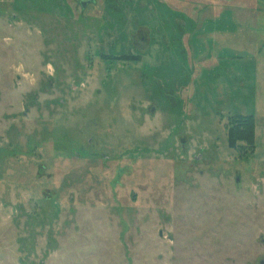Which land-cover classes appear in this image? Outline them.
Masks as SVG:
<instances>
[{
    "label": "rangeland",
    "instance_id": "obj_1",
    "mask_svg": "<svg viewBox=\"0 0 264 264\" xmlns=\"http://www.w3.org/2000/svg\"><path fill=\"white\" fill-rule=\"evenodd\" d=\"M166 1L0 0V264H264V0Z\"/></svg>",
    "mask_w": 264,
    "mask_h": 264
},
{
    "label": "trees",
    "instance_id": "obj_2",
    "mask_svg": "<svg viewBox=\"0 0 264 264\" xmlns=\"http://www.w3.org/2000/svg\"><path fill=\"white\" fill-rule=\"evenodd\" d=\"M134 60V59H130ZM231 129L228 134V144L234 148L237 142H246L253 145L254 140V119L252 116L238 117L231 122Z\"/></svg>",
    "mask_w": 264,
    "mask_h": 264
},
{
    "label": "flooded vegetation",
    "instance_id": "obj_3",
    "mask_svg": "<svg viewBox=\"0 0 264 264\" xmlns=\"http://www.w3.org/2000/svg\"><path fill=\"white\" fill-rule=\"evenodd\" d=\"M175 1H177L178 3H180V5H179V7H177L178 9H184V6L186 5V6H189V8H190V11H191V9L193 8V10L191 11V12H188V11H186L185 10V12L187 13H185V15H187V16H189V17H195L196 18V16L198 15V14H200V12H201V8L203 7L202 6V2H203V0H167L165 3L167 4V5H169V2H171V3H173V2H175ZM192 8H191V7ZM83 7V6H82ZM203 10H207V9H204V8H202V11ZM211 10V9H210ZM226 11H228V10H226ZM229 12V14L231 13L230 11H228ZM233 15V14H232ZM218 16V15H217ZM145 43H147L148 45H150V43H151V38L148 36V33L146 32L145 34H142V38H141ZM150 42V43H149ZM136 48V47H135ZM148 48H149V46H148ZM137 49V48H136ZM231 129V127H229V129L227 130V139H228V134H229V130ZM244 142V141H243Z\"/></svg>",
    "mask_w": 264,
    "mask_h": 264
}]
</instances>
